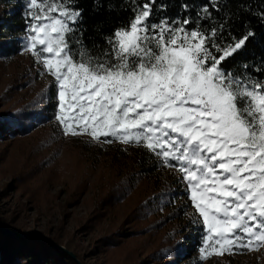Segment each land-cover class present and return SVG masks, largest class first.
<instances>
[{"label":"snow or ice","instance_id":"6c2138e0","mask_svg":"<svg viewBox=\"0 0 264 264\" xmlns=\"http://www.w3.org/2000/svg\"><path fill=\"white\" fill-rule=\"evenodd\" d=\"M78 4L27 0L22 54L54 78L61 135L142 146L181 173L202 228L197 264L264 247V57L224 66L256 33H233L214 15L221 0L176 18H154L167 9L157 0H121L126 20L88 42Z\"/></svg>","mask_w":264,"mask_h":264},{"label":"rangeland","instance_id":"374dc122","mask_svg":"<svg viewBox=\"0 0 264 264\" xmlns=\"http://www.w3.org/2000/svg\"><path fill=\"white\" fill-rule=\"evenodd\" d=\"M53 85L54 78L22 49L0 60V113L37 111ZM8 135L0 137V216L12 228L57 238L61 245H55L77 252L80 264H163L168 254H174L170 264H197L201 235L188 231L194 208L175 168L152 153L158 176L138 174L130 170L131 159L142 146L64 138L55 119ZM175 195L184 198L171 200ZM199 264H264V247Z\"/></svg>","mask_w":264,"mask_h":264},{"label":"trees","instance_id":"16d2710c","mask_svg":"<svg viewBox=\"0 0 264 264\" xmlns=\"http://www.w3.org/2000/svg\"><path fill=\"white\" fill-rule=\"evenodd\" d=\"M185 2L190 5L189 13L182 10V5ZM160 3H166L167 9L164 12H158L154 8V18L165 15L171 18L189 14L195 16V13L202 5L207 4L208 0H157V7ZM78 6L84 9V39L88 42L95 40L97 43H101L104 37L99 34L100 32H109L129 16L127 11L122 10L124 5L121 4V0H99V3L96 0H79ZM221 6L224 10L219 14L214 12V15L220 17L225 14L230 15L233 33L240 35L248 27L256 33L255 38L241 52L228 59L224 66L231 68L238 63L258 66L261 57H264V23H261L254 13L264 9V0H221ZM26 12L27 0H0V60H10L20 53L24 43L21 36L25 34ZM54 92L55 89L52 88L48 102L42 108L38 107L37 111L27 113L13 109L0 113V137L8 134L10 137L21 136L37 126L52 123L54 120ZM133 150L135 153L132 154L130 170L155 177L157 175L155 172L159 170V167L152 153L143 147ZM108 154H112L109 156L110 160H115L114 151H110ZM180 198L184 197L175 195L171 200L177 201ZM177 207L178 205L174 207L173 211H176ZM0 222L2 224L0 227V264L82 263L81 257L74 250L65 246V250L57 247L55 244L61 245V241L57 238L52 237V240H46L33 237L27 231L12 228L10 219H4L1 216ZM194 230L196 234L201 235L202 228L199 225L189 226V232ZM96 250H101L100 244ZM67 251L72 252L74 256L69 255ZM167 256L169 259H166L163 264H170V259L174 258V254ZM84 262L88 264L87 259Z\"/></svg>","mask_w":264,"mask_h":264},{"label":"water","instance_id":"95a60500","mask_svg":"<svg viewBox=\"0 0 264 264\" xmlns=\"http://www.w3.org/2000/svg\"><path fill=\"white\" fill-rule=\"evenodd\" d=\"M58 247H59L60 249H62V250H65L64 247H62V246H58ZM67 252H68L69 255L74 256L72 252H70V251H67Z\"/></svg>","mask_w":264,"mask_h":264}]
</instances>
